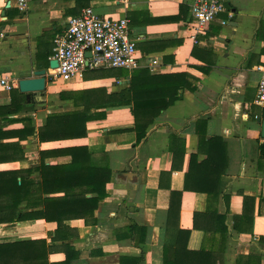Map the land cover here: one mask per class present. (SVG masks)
<instances>
[{"label":"crops","instance_id":"crops-1","mask_svg":"<svg viewBox=\"0 0 264 264\" xmlns=\"http://www.w3.org/2000/svg\"><path fill=\"white\" fill-rule=\"evenodd\" d=\"M222 1L228 11L197 35L189 25L193 0H32L24 11L10 0L0 2V74L19 81L47 70L42 100L33 96L21 103L19 87L0 90V208H6L0 212V246L8 248L0 252V264H33L16 245L27 241L46 243L32 252L42 264L62 263L65 245L80 252L73 264H120L125 256L142 258L140 264H162L172 191L183 193L169 240L179 243L178 228L190 231L188 251L207 254L184 255L183 264H264V109L255 103L264 65V0ZM88 7L100 16L129 19L139 68L99 80H53L54 40L70 17ZM154 59L158 64L152 67ZM145 70L151 75L190 73L199 82L158 115L142 116L155 122L140 143L132 106L104 110L105 118L87 124L86 138L40 143L29 133L26 119L38 129L52 113L83 109L73 100L61 101V92L118 93L129 87L136 71ZM72 146L88 147L98 164L111 167L112 178L108 197L95 211L97 222L69 221L73 237L60 240L56 223L18 222V171L39 168L42 161L69 164V156L42 160L40 153ZM209 157L216 163L209 172H199ZM188 177L197 189L220 182L218 203H210L204 190L186 191ZM20 209L37 211L26 204ZM133 226L145 233L117 239L116 233Z\"/></svg>","mask_w":264,"mask_h":264},{"label":"trees","instance_id":"trees-1","mask_svg":"<svg viewBox=\"0 0 264 264\" xmlns=\"http://www.w3.org/2000/svg\"><path fill=\"white\" fill-rule=\"evenodd\" d=\"M183 9V8H182ZM195 55V49L193 51ZM208 72V69L199 68ZM115 69L88 70L85 79L99 80L112 77H120L122 73L116 74ZM92 78V79H91ZM199 78L190 73L151 75L149 70L136 71L131 77L128 88H124L118 93L108 94L105 89H91L78 92H61V101L73 100L75 107H83L82 110L52 113L47 118L45 126L36 129L32 126V119H26L29 123V133L38 137L40 143L57 142L65 140H76L86 138L89 134L87 124L92 120L105 118L104 110L116 107L132 106L135 125L133 131L137 134V142L146 138L150 127L155 119L147 120L142 117L144 114L152 112L158 115L163 110L172 106L180 99V92L191 90L196 87ZM18 98L21 103L26 101V96L19 90ZM264 151V147H263ZM42 160L48 157L69 156L71 162L62 165H46L43 163L39 168L26 171H18V222L25 220H45L57 224L56 238L66 240L73 237L67 222L83 219L87 223H96L94 217L100 203L108 197L107 184L112 178V169L108 165L98 164L94 156L86 146H72L58 150L41 152ZM24 158V156H22ZM216 163L213 157H209L203 166L199 167V172H209V167ZM38 173V177H33ZM17 174V173H16ZM217 182L208 188H192L189 184V177L185 181V190L198 192L204 190L210 197V203L217 204L219 198V185ZM183 192L172 191L171 204L168 209V221L166 225V242L163 246L162 264H183V256L202 258L207 256L205 250L199 252H189L187 243L190 231H181L178 228L177 236L179 243L169 240L171 228L178 225L181 212V197ZM22 204L26 208H35L37 211L26 213L20 209ZM13 206V205H12ZM9 207V206H8ZM6 209L3 207V210ZM0 208V212H2ZM211 210L209 211V213ZM215 213V210L214 212ZM199 215L195 214L197 219ZM253 216L251 217L252 221ZM10 222L14 219H9ZM196 221V220H195ZM4 221L0 219V223ZM145 233L142 228L129 227L116 233L118 240H125L134 234ZM226 235V233H223ZM18 251L29 253L25 256V261L32 260L33 264H42L40 257L34 256L33 251L39 246H46L44 242H18ZM8 246V245H7ZM11 246H14L13 244ZM8 249L0 246V252ZM62 250L66 259L62 263L73 264L79 259L80 252L71 245H65ZM142 258L121 257L120 264H140Z\"/></svg>","mask_w":264,"mask_h":264},{"label":"built area","instance_id":"built-area-1","mask_svg":"<svg viewBox=\"0 0 264 264\" xmlns=\"http://www.w3.org/2000/svg\"><path fill=\"white\" fill-rule=\"evenodd\" d=\"M31 1L10 0V4L13 2L17 9L24 11ZM189 11L191 21L188 24L197 35L205 33L207 25L218 20L228 10L222 0H193ZM53 52L50 61L56 60L58 67L52 69L51 78L66 83L83 81L88 70L132 71L139 68V51L136 41L131 37L129 19L100 16L91 7L69 18L66 30L54 40ZM152 64V67L157 65L158 60L154 59ZM259 72L255 103L264 109V65L259 67ZM18 87L16 76L0 74V90L11 92Z\"/></svg>","mask_w":264,"mask_h":264},{"label":"water","instance_id":"water-1","mask_svg":"<svg viewBox=\"0 0 264 264\" xmlns=\"http://www.w3.org/2000/svg\"><path fill=\"white\" fill-rule=\"evenodd\" d=\"M89 57L90 54H87ZM50 68L54 69L58 67V62L56 60L50 61ZM47 84V70L35 71L33 77L25 78L19 80V90L21 93L26 94L28 103H30L31 98L38 97L42 100L41 95L46 90ZM262 136L264 138V121L262 127Z\"/></svg>","mask_w":264,"mask_h":264},{"label":"rangeland","instance_id":"rangeland-1","mask_svg":"<svg viewBox=\"0 0 264 264\" xmlns=\"http://www.w3.org/2000/svg\"><path fill=\"white\" fill-rule=\"evenodd\" d=\"M46 66H48L47 64H46ZM115 73H125V70H123V69H117V70H113Z\"/></svg>","mask_w":264,"mask_h":264},{"label":"snow or ice","instance_id":"snow-or-ice-1","mask_svg":"<svg viewBox=\"0 0 264 264\" xmlns=\"http://www.w3.org/2000/svg\"><path fill=\"white\" fill-rule=\"evenodd\" d=\"M0 2H2V0H0Z\"/></svg>","mask_w":264,"mask_h":264}]
</instances>
